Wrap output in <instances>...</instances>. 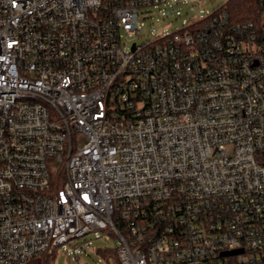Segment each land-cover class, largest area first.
<instances>
[{
	"label": "built area",
	"instance_id": "built-area-1",
	"mask_svg": "<svg viewBox=\"0 0 264 264\" xmlns=\"http://www.w3.org/2000/svg\"><path fill=\"white\" fill-rule=\"evenodd\" d=\"M165 2L0 0V264H264V7L122 39Z\"/></svg>",
	"mask_w": 264,
	"mask_h": 264
},
{
	"label": "rangeland",
	"instance_id": "rangeland-1",
	"mask_svg": "<svg viewBox=\"0 0 264 264\" xmlns=\"http://www.w3.org/2000/svg\"><path fill=\"white\" fill-rule=\"evenodd\" d=\"M227 0H166L164 6L147 7L150 13L146 16L141 11L143 26L135 33L122 32V39L130 44L145 42L151 38V34L170 33L179 29L182 23L191 20L195 16L207 14L225 3ZM116 239L112 235L95 236L93 233L77 237L66 246H59L54 254L52 264H107L105 255L97 252L98 248L114 249ZM100 251V250H99Z\"/></svg>",
	"mask_w": 264,
	"mask_h": 264
},
{
	"label": "trees",
	"instance_id": "trees-1",
	"mask_svg": "<svg viewBox=\"0 0 264 264\" xmlns=\"http://www.w3.org/2000/svg\"><path fill=\"white\" fill-rule=\"evenodd\" d=\"M263 7L262 0H227L224 5L232 23L254 18L258 19ZM97 252L113 255L114 249L101 247L97 249Z\"/></svg>",
	"mask_w": 264,
	"mask_h": 264
}]
</instances>
